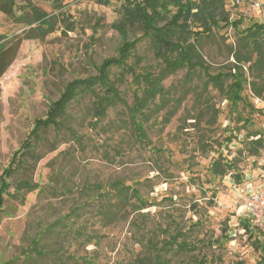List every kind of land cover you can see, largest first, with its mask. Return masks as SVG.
Returning <instances> with one entry per match:
<instances>
[{
    "label": "rangeland",
    "instance_id": "rangeland-1",
    "mask_svg": "<svg viewBox=\"0 0 264 264\" xmlns=\"http://www.w3.org/2000/svg\"><path fill=\"white\" fill-rule=\"evenodd\" d=\"M14 1L13 15L0 12V42L36 27L26 22L33 8L55 17L57 30L23 38L0 77V179L66 84L96 75L123 41L112 27L121 16L115 0ZM249 1L236 7L227 2L232 18H242L238 28L201 39L212 74L229 72L242 30L264 23V4L247 15ZM63 17L74 23L71 30ZM142 36L138 28L130 36L141 38L135 54L142 56L141 66L157 70L150 39ZM251 56V63L232 70L243 76L241 100L233 99L230 77L219 91L200 70L171 75L164 82L168 101L151 105L141 118L145 137L130 116L141 95L132 75L111 68L124 102L102 117L95 110L102 88L79 93L60 125L32 142V156L10 178L0 216V264H135L149 239L161 247L176 227L198 249L164 251L170 264H262L264 218L256 221L244 205L249 192L264 187V60ZM25 181L29 185L20 188ZM116 182L128 186L125 199Z\"/></svg>",
    "mask_w": 264,
    "mask_h": 264
},
{
    "label": "trees",
    "instance_id": "trees-1",
    "mask_svg": "<svg viewBox=\"0 0 264 264\" xmlns=\"http://www.w3.org/2000/svg\"><path fill=\"white\" fill-rule=\"evenodd\" d=\"M115 1L121 3V16L112 25L123 40L118 48V54L103 59L97 67L96 75L69 81L59 98L50 104L45 117L35 120L30 137L24 142L22 148L15 152L9 166L2 173L0 179V216L4 211L5 196L11 187L10 178L27 161V158L32 156V142L40 138L41 131H45L51 126L58 127L60 125V118L66 113L67 107L79 93L86 91L95 93L98 86L102 88V95L95 93L97 97L95 110L96 114L101 117L106 114L110 107L119 102H124L118 88L114 86L110 78L112 67H120L124 74L132 75L133 82L141 90V95L135 97L134 105L129 107V111L135 131L140 137H145L143 120L149 116L151 105L163 106L168 101L164 82L171 75L185 68L188 73H195L200 70L207 75V84H211L219 91H224L225 78L230 77L233 79L231 85L233 99L241 100L244 87L243 76L240 73H233L232 70H235L237 66L240 68L242 62L251 63L253 60L251 55L254 52L257 53L256 63L264 60V23L255 22L242 30V35L238 37L237 47L232 52L236 61L235 64L231 65L229 72L219 71L212 74L210 66L204 62L200 50L201 39L209 40L215 31L221 28L227 26L238 28L242 24V18L233 19L231 16V9L228 8L227 2L232 3L233 0ZM100 3L109 4L110 0H101ZM15 5L14 0H0V12L13 15ZM33 13V19L26 22L28 24L37 23V25L28 30L23 38H42L57 30L55 17L36 8H33ZM19 19L24 21L23 14ZM63 19L71 30L74 23L66 17ZM137 28L142 31V37L150 39L153 56L160 63L157 70L141 66L143 58L135 54L141 38L130 39V36ZM23 38L0 42V77L16 59ZM246 51L250 55L244 56L243 52ZM131 58L134 60L129 62ZM251 67L252 64L249 65V68ZM156 100L159 101L156 102ZM257 141L263 145V139L259 138ZM215 165L217 166V163ZM28 185L29 183L25 181L19 187ZM116 187L118 197L121 200L125 199L127 196L125 191L128 186L124 189V186L116 182ZM132 195L140 199L139 190L133 189ZM182 231L176 227L174 232L163 240L161 247L152 238L149 239L146 254L137 258L135 264H170L163 254L164 251L197 250L198 247L188 242ZM179 237L183 239L178 241ZM199 264L212 263L200 260ZM262 264H264V258Z\"/></svg>",
    "mask_w": 264,
    "mask_h": 264
},
{
    "label": "built area",
    "instance_id": "built-area-1",
    "mask_svg": "<svg viewBox=\"0 0 264 264\" xmlns=\"http://www.w3.org/2000/svg\"><path fill=\"white\" fill-rule=\"evenodd\" d=\"M243 0H233L234 5L242 4ZM245 3H243L244 5ZM264 4V0H250L248 6L244 9L245 14L248 15L249 11L258 10ZM252 8V9H251ZM245 208L252 218L256 221L264 218V187L256 191H251L245 198Z\"/></svg>",
    "mask_w": 264,
    "mask_h": 264
}]
</instances>
